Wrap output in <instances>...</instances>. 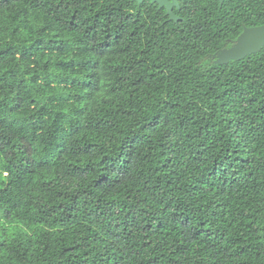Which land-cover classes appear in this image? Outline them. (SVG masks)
<instances>
[{"label": "trees", "instance_id": "obj_1", "mask_svg": "<svg viewBox=\"0 0 264 264\" xmlns=\"http://www.w3.org/2000/svg\"><path fill=\"white\" fill-rule=\"evenodd\" d=\"M264 0H0V264H264Z\"/></svg>", "mask_w": 264, "mask_h": 264}, {"label": "rangeland", "instance_id": "obj_2", "mask_svg": "<svg viewBox=\"0 0 264 264\" xmlns=\"http://www.w3.org/2000/svg\"><path fill=\"white\" fill-rule=\"evenodd\" d=\"M165 4L169 9L176 0H156ZM264 44V26L257 28H247L235 40H230L227 46L211 54L209 60L212 62H229L236 60L247 53L257 51ZM3 162L0 161V168Z\"/></svg>", "mask_w": 264, "mask_h": 264}, {"label": "water", "instance_id": "obj_3", "mask_svg": "<svg viewBox=\"0 0 264 264\" xmlns=\"http://www.w3.org/2000/svg\"><path fill=\"white\" fill-rule=\"evenodd\" d=\"M160 4H162V3H160ZM170 9H171V7H170ZM170 9H169V10H170Z\"/></svg>", "mask_w": 264, "mask_h": 264}]
</instances>
